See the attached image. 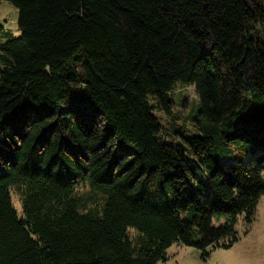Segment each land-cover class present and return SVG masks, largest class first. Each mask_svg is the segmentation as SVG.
Listing matches in <instances>:
<instances>
[{
    "label": "trees",
    "instance_id": "16d2710c",
    "mask_svg": "<svg viewBox=\"0 0 264 264\" xmlns=\"http://www.w3.org/2000/svg\"><path fill=\"white\" fill-rule=\"evenodd\" d=\"M9 1L0 264H156L176 241L233 246L264 195V0ZM190 85L198 110L165 132L155 110L173 115Z\"/></svg>",
    "mask_w": 264,
    "mask_h": 264
},
{
    "label": "rangeland",
    "instance_id": "374dc122",
    "mask_svg": "<svg viewBox=\"0 0 264 264\" xmlns=\"http://www.w3.org/2000/svg\"><path fill=\"white\" fill-rule=\"evenodd\" d=\"M18 20V7L9 0H2L0 22L5 25L6 30L18 34ZM172 98L175 100L173 115L165 117L162 112L155 110V114L167 127L165 132L171 131L170 128L173 127L171 122L188 127L200 104L194 85L178 87ZM13 198L15 206L21 213V195L15 192ZM221 221L223 219H215L217 223ZM236 228L239 240L231 247H211L209 254H204L197 246L176 241L167 249V258L156 264H264V195L259 200L253 221L250 223L245 214H242ZM134 229L131 235L135 237L137 231Z\"/></svg>",
    "mask_w": 264,
    "mask_h": 264
}]
</instances>
